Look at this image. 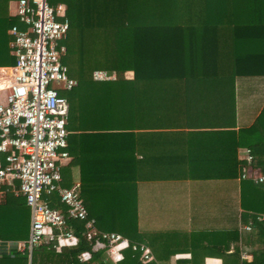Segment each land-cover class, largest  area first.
<instances>
[{
    "label": "trees",
    "instance_id": "16d2710c",
    "mask_svg": "<svg viewBox=\"0 0 264 264\" xmlns=\"http://www.w3.org/2000/svg\"><path fill=\"white\" fill-rule=\"evenodd\" d=\"M47 1L51 5L64 4L69 20L67 35L61 41L65 46L62 62L77 85L58 92L68 100L66 139L72 155L76 157L80 146L89 145L82 142L85 139L100 138L113 149L111 155L117 168H123L125 151L129 145H142L140 130L144 128L152 130L160 125L166 131L183 132L188 124L182 116L186 113H203L200 120L204 124L211 120L208 115L229 114L232 121L227 124L233 128L238 121L235 102L240 96V113L252 114L253 123L238 129L233 148L226 141L222 151L229 149L225 155L237 165V148H250L254 155L252 166L264 174V105L257 104L264 96V0ZM97 70L114 74L115 78L94 79ZM127 71L132 72L130 78L125 75ZM239 110L242 124L247 116L239 114ZM136 134L140 138L134 139ZM167 141V145H172ZM153 144L157 145L149 142L150 146ZM165 157L168 161L167 155H151V163L155 162L153 158ZM160 170L150 168V179L159 176ZM228 170L231 178H238L242 172L235 167ZM128 172L116 169L117 185L109 187L118 201L124 195L128 197L130 188L123 180ZM86 174L81 167L83 186L92 181ZM241 181L240 189L257 197L241 203L247 212H252L242 215L250 216L253 225H263L264 218L259 221L257 216H264V183ZM0 188L4 190V197L0 198V239H25L29 207L24 197L11 191L10 185ZM48 197L51 205H58L55 194ZM116 206L122 216L97 217L96 226L101 231L122 234L131 244L142 242L138 230L141 219L123 215L124 208L120 203ZM68 223L78 243L59 251L42 243L33 249L31 264H145L139 259L140 252L131 247L123 250L117 263L111 262L104 248L93 249L95 241L84 235L82 221L71 219ZM84 251H91V259L79 262L78 256ZM233 257H239L237 249L228 255L230 260ZM195 261L191 259L187 264H199ZM0 264H28V258L2 253ZM243 264L260 262L255 259Z\"/></svg>",
    "mask_w": 264,
    "mask_h": 264
},
{
    "label": "crops",
    "instance_id": "0c3cea01",
    "mask_svg": "<svg viewBox=\"0 0 264 264\" xmlns=\"http://www.w3.org/2000/svg\"><path fill=\"white\" fill-rule=\"evenodd\" d=\"M17 1L0 0V70L4 71L15 63V55L11 47L13 35L10 29L13 25L25 27L15 15ZM126 74H131L128 78L132 76L131 71ZM2 85L4 84L0 81V86ZM247 96L249 100L252 98L250 91ZM240 99L241 97L238 96L235 102L237 105L235 119L238 121L233 128L227 124L232 121L229 114L208 115L211 120L206 121L209 124H204L200 120V117L204 116L203 113H186L182 116L187 119L188 124L182 130L183 132L166 131L164 126L160 127V125L152 130L146 128L140 130L143 134L141 135L142 145L128 146L129 149L125 151V162H119L125 166L123 168H117L114 156L111 155L113 149L104 145V141L100 138L94 137L91 140L82 141L89 145L84 148L80 146L76 157L72 155L68 146L69 157L61 166V184L64 187H70L75 182H79V194L89 215L94 219L122 216L116 208V203H120L124 208L123 215L130 217L135 215L138 220L141 219V222H138V230L142 236L140 243L151 251L160 264L161 261L170 264H187L191 259L199 264H234L236 262L243 264L256 259L260 264H264V224L253 225L250 216L242 215L252 212H247L248 209L241 206V203L252 202L257 197L240 189L241 180L262 185L264 181H256L255 177L264 176V174L259 168H254L252 163L247 165L246 151L250 148L244 146L237 148L235 155L239 162L237 165L230 162L231 158L225 155L229 149L222 151V144L226 141L231 143L230 149L233 148L238 137L236 136L238 129L253 123L252 114L247 116L240 113ZM257 104L259 107L264 105V96L263 100ZM238 108L239 114L247 116L242 124L239 123L238 116L241 115H238ZM204 120L207 119L204 117ZM216 120H218L217 124H213ZM148 131L152 133L146 134L149 133ZM138 138L140 137L136 134L134 139ZM166 140L172 145H167ZM150 141H154L157 145L150 146ZM80 152L86 155L82 157ZM250 152L252 154L251 149ZM151 155H167L168 161L166 157L162 160L153 158L155 162L151 163ZM252 156L254 157L253 154ZM5 164L3 155H0V165ZM81 167L82 169L84 167L86 175L92 180L86 186L81 184ZM152 167H159L161 172L159 176L150 179L148 171ZM234 167L239 170V173L242 171L238 178L228 176V169ZM116 169L129 171L123 179L130 188L129 194L128 197L124 195L120 201L113 194L114 191L111 192L109 189L113 184L117 185ZM134 169L140 170L141 173H137ZM221 171L225 174H221L223 173ZM244 171H247L248 177L242 178ZM219 172L221 173L217 174ZM1 185L3 184H0V187ZM244 185H246L245 182ZM10 189L16 196L23 197L16 194L12 187ZM3 197L4 190L0 188V198ZM57 206L63 208L62 205ZM263 218V215L257 216L259 221ZM30 223L29 208L28 233ZM95 227L101 231L96 224ZM0 240L10 241V239ZM49 244L53 247V243ZM61 247L53 248L59 251ZM103 248L106 258L111 262L117 263L122 259L123 250L117 252L115 248V252L110 254L108 246ZM236 249L239 257L228 259V255ZM2 253L26 255L28 264H31L32 253L30 256L25 252L17 253L13 245L8 249L1 247L0 255ZM90 259L91 257L79 262Z\"/></svg>",
    "mask_w": 264,
    "mask_h": 264
},
{
    "label": "built area",
    "instance_id": "2783aa9c",
    "mask_svg": "<svg viewBox=\"0 0 264 264\" xmlns=\"http://www.w3.org/2000/svg\"><path fill=\"white\" fill-rule=\"evenodd\" d=\"M65 9L63 4L51 5L47 0H18L15 7V15L25 27L13 25L10 29L15 63L7 68L9 80L0 86V155L6 162L0 165V184L10 185L25 198L31 223L26 239L0 240V251L13 245L17 253L30 256L42 243H53L55 248L73 246L78 237L68 221L74 219L84 223V235L94 239V250L108 246L111 254L115 248L120 252L131 247L140 252L141 263L159 264L144 244H131L119 233L96 229L79 194V182L70 187L61 184V166L69 157V105L58 90L69 91L77 85L62 62L65 46L61 41L69 29ZM93 77L109 80L115 75L97 70ZM246 152L249 165L253 156L250 149ZM241 177H248L247 171ZM255 179L263 182L264 176ZM50 194L56 195L63 208L51 205ZM90 257L85 251L78 260Z\"/></svg>",
    "mask_w": 264,
    "mask_h": 264
},
{
    "label": "rangeland",
    "instance_id": "374dc122",
    "mask_svg": "<svg viewBox=\"0 0 264 264\" xmlns=\"http://www.w3.org/2000/svg\"><path fill=\"white\" fill-rule=\"evenodd\" d=\"M127 72H128V71H127ZM125 75H126V77H128V76L131 75V74L127 75V74L125 73ZM9 78H10V75H9V71H8V70H6V71H4V70H0V81H1V83L6 84L7 81L9 80ZM54 86H55V87H58L59 85H54Z\"/></svg>",
    "mask_w": 264,
    "mask_h": 264
},
{
    "label": "clouds",
    "instance_id": "9594fccd",
    "mask_svg": "<svg viewBox=\"0 0 264 264\" xmlns=\"http://www.w3.org/2000/svg\"><path fill=\"white\" fill-rule=\"evenodd\" d=\"M126 238V237H125Z\"/></svg>",
    "mask_w": 264,
    "mask_h": 264
}]
</instances>
